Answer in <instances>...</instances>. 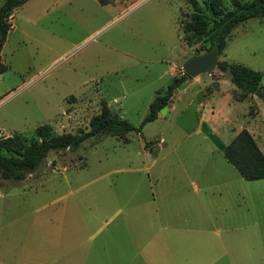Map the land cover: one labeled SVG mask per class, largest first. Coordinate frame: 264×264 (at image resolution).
I'll return each instance as SVG.
<instances>
[{"label":"rangeland","instance_id":"obj_1","mask_svg":"<svg viewBox=\"0 0 264 264\" xmlns=\"http://www.w3.org/2000/svg\"><path fill=\"white\" fill-rule=\"evenodd\" d=\"M192 1L212 20L208 0H112L106 6L96 0H28L16 8L7 17L10 28L0 53L1 62L8 66L0 75V137L19 135L29 142L36 139L34 130L42 125L49 126L51 136L75 134L88 129L101 101L138 128L155 92L169 86L172 69L177 67L176 77L182 76V64L208 47L204 40L187 44L178 33L177 20L184 23L194 13ZM221 6L232 9L228 0H221ZM219 61L261 73L264 91V18L236 26ZM197 79L199 83L192 84L186 95L193 94L195 105L202 95L207 96L204 109L174 108L146 124L140 133L120 138L98 135L76 152H51L38 170L21 182L0 179V241L43 239V228L35 222L29 233L28 227L14 232L3 223L17 213L30 215L42 208L44 201L54 203L69 191L86 196L109 189H147V175L152 185L168 189L178 169L175 157L168 153L173 148L191 174L204 168L208 173H236L224 159L223 149L240 128H247L264 154V104L260 101L257 106L259 97L249 94L237 102L240 91L219 69ZM224 96L228 105L221 107V115L213 112L217 114L216 130L210 126L211 134L205 113ZM196 130L201 134H195ZM207 134H211L209 140ZM159 147L163 159L146 154L156 153ZM42 185L44 192L38 195L18 196L19 190ZM244 185L248 197L242 213L240 209L236 213L230 195L224 196L226 212L221 211V200L216 198L211 206V231L196 241H259L257 247L264 254V180ZM82 200L93 202L91 196ZM40 214L35 218L42 219ZM234 225L243 229H232ZM258 260L255 264H264V259Z\"/></svg>","mask_w":264,"mask_h":264},{"label":"crops","instance_id":"obj_2","mask_svg":"<svg viewBox=\"0 0 264 264\" xmlns=\"http://www.w3.org/2000/svg\"><path fill=\"white\" fill-rule=\"evenodd\" d=\"M171 76L172 79L178 76L177 67L172 69ZM194 83H199L197 78L190 81L183 92L176 93L167 112L191 106L204 109L209 102L207 96L202 95L195 105L193 94L186 95ZM227 99L224 96L221 103L208 106L205 122L211 134L216 130L217 114L213 112L217 110L221 115V107L228 105ZM256 104L259 107L260 100ZM197 125H201L200 122ZM194 133L199 135L201 131ZM211 134L205 135L208 140ZM147 153L154 159L164 158L161 147L156 153ZM168 153L175 157L178 168L168 189L152 185L147 175L144 181L147 189H109L86 196H79V191H69L54 203L44 201L43 207L30 215L17 213L13 219L5 220L3 227L12 226L14 232L28 227L27 233L33 230L35 222L43 228L40 234L44 237L32 241H0V264H255L261 261L258 258L264 259L257 247L259 241H196L205 238L206 231H211V206L216 198L221 200V211L226 212V206L222 207L226 204L224 196L230 195L236 213L238 209L242 213L244 199L248 197L242 189L246 180L235 169L236 173L223 174L208 173L204 168L191 174L184 168V159L176 156L175 148ZM43 190L44 185L19 190L18 196L38 195ZM89 196L92 203L82 200ZM55 203L58 206L53 208ZM36 214L42 219L35 218ZM232 229H243V226L234 225Z\"/></svg>","mask_w":264,"mask_h":264},{"label":"trees","instance_id":"obj_3","mask_svg":"<svg viewBox=\"0 0 264 264\" xmlns=\"http://www.w3.org/2000/svg\"><path fill=\"white\" fill-rule=\"evenodd\" d=\"M27 1L5 0L0 6V53L10 28L7 23L8 15ZM96 1L101 6L112 2V0ZM228 1L232 7L231 10H224L221 0H208L207 7L214 16L212 20L205 18L197 9L196 2L192 1L194 13L184 23L178 20L176 22L182 40L187 44L204 40L208 43L205 52L215 49L220 55L226 46V40L236 26L249 19L264 18V0H250L246 3L240 0ZM7 69L8 66L0 59V75ZM218 69L222 72L230 70L232 74L230 81L240 91L237 101H243L249 94H255L258 89H261L263 75L259 72L242 65L228 64L226 61H219ZM188 79L189 77L183 74L173 78L166 91L157 90L155 98L149 104L148 114L138 128H134L126 120L113 114L106 102L101 101L99 113L90 118L88 129L79 130L75 134L63 133L51 136L49 126L42 125L34 130L36 139L29 142L19 135L0 137V179L14 183L21 182L38 170L49 153L76 152L82 143L94 136L110 135L120 138L131 132L140 133L146 124L158 119L160 111L173 95V90ZM259 100L264 104V91L260 92ZM223 157L244 180L264 179V154L246 129L240 130L224 147Z\"/></svg>","mask_w":264,"mask_h":264},{"label":"water","instance_id":"obj_4","mask_svg":"<svg viewBox=\"0 0 264 264\" xmlns=\"http://www.w3.org/2000/svg\"><path fill=\"white\" fill-rule=\"evenodd\" d=\"M219 63V55L215 49H211L203 54L195 55L187 59L182 64V70L185 75H187L190 79L197 78L200 75L209 74L218 69ZM225 76L228 78H232V74L229 69L226 70ZM189 84V81L183 83L178 86L175 90H173V95L168 100L167 105L160 111V114L163 115L167 112V109L171 107V104L175 100V96L177 92L184 90ZM261 89H258L255 93L256 96L259 97Z\"/></svg>","mask_w":264,"mask_h":264}]
</instances>
